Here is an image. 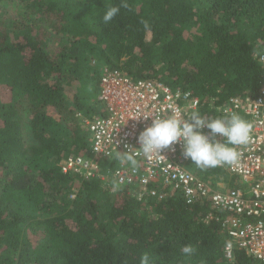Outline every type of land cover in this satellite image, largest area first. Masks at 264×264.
I'll list each match as a JSON object with an SVG mask.
<instances>
[{"label":"trees","instance_id":"trees-1","mask_svg":"<svg viewBox=\"0 0 264 264\" xmlns=\"http://www.w3.org/2000/svg\"><path fill=\"white\" fill-rule=\"evenodd\" d=\"M123 2L0 0V264H140L145 252L151 264H261L242 250L225 260L228 237L206 222V202H140L61 172L66 156L90 155L77 114L104 113L98 97L85 103L103 65L189 91L207 113L259 93L264 0H126L131 11L105 25ZM189 244L197 251L183 255Z\"/></svg>","mask_w":264,"mask_h":264},{"label":"built area","instance_id":"built-area-1","mask_svg":"<svg viewBox=\"0 0 264 264\" xmlns=\"http://www.w3.org/2000/svg\"><path fill=\"white\" fill-rule=\"evenodd\" d=\"M261 66L258 95L229 98L214 113L204 112L200 100L189 91L101 66L98 100L104 113L87 118L77 114L89 135L90 155L66 156L58 163L61 172L87 181L98 180L110 189L113 179L123 181L121 188H126L140 202L161 201L175 195L182 197L186 205L206 202L209 207L206 222L215 221L228 237L223 248L225 260L232 262L235 251L242 250L264 264V64ZM194 111L214 118L236 112L253 124L251 142L238 148L239 163L217 167L247 185L244 190L213 187L190 169L193 162L183 157L181 144L173 145L175 151L165 150L162 156L153 159L138 155L136 171L117 159L118 152L127 151L125 145L139 149L138 137L153 119L167 118L173 113L187 118ZM209 131L204 129L205 134ZM217 139L224 142L219 135Z\"/></svg>","mask_w":264,"mask_h":264},{"label":"clouds","instance_id":"clouds-1","mask_svg":"<svg viewBox=\"0 0 264 264\" xmlns=\"http://www.w3.org/2000/svg\"><path fill=\"white\" fill-rule=\"evenodd\" d=\"M121 8L131 11L126 0L118 6H110L103 16V23L110 24L119 15ZM140 23L146 32H151L152 26L148 20L142 19ZM252 56L260 64H264V50L253 48ZM204 129L210 131L205 134ZM252 132L253 124L236 112L222 118L202 116L198 111L192 112L187 118L173 113L167 118L153 119L151 126L138 137L139 149L125 145L127 151L118 152L117 159L121 164H130L132 170L136 171L139 167L138 155L153 159L162 156L161 153L165 150L175 151L173 145L181 144L183 157L190 159L201 170L230 167L239 163L241 152L238 148L251 142ZM218 135L224 142L217 139ZM122 183L123 181L113 179L112 191H121ZM196 251L191 244L181 247L182 254L186 256L193 255ZM151 259L150 254L145 252L140 258V264H151Z\"/></svg>","mask_w":264,"mask_h":264},{"label":"rangeland","instance_id":"rangeland-1","mask_svg":"<svg viewBox=\"0 0 264 264\" xmlns=\"http://www.w3.org/2000/svg\"><path fill=\"white\" fill-rule=\"evenodd\" d=\"M86 84L88 86V91L86 92L88 98L85 103L87 105H92L95 98L98 97L97 88H96V94L95 96H93L92 90H94V87L89 82H86ZM77 91H79V93L81 91V89H79V87L77 86V83H73L70 87L65 88L64 95L69 103H72L74 99V95ZM92 115H95V114L91 112L90 116ZM53 161L54 160H52L51 162ZM195 171L197 172L199 171L198 173L200 174L199 176L209 181L213 185V187H216L218 189H231V188L240 187L244 190L247 186L244 183L240 182L238 179H235L234 177H231L230 175H227V174L225 175V174L219 173V174L206 175L205 170H201L200 168H198V170H195Z\"/></svg>","mask_w":264,"mask_h":264}]
</instances>
